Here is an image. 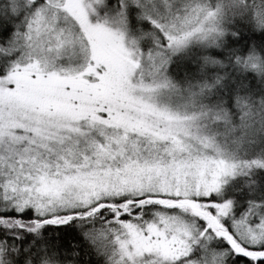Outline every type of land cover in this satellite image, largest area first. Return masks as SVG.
<instances>
[{"label":"snow or ice","instance_id":"1","mask_svg":"<svg viewBox=\"0 0 264 264\" xmlns=\"http://www.w3.org/2000/svg\"><path fill=\"white\" fill-rule=\"evenodd\" d=\"M0 264H264V0H0Z\"/></svg>","mask_w":264,"mask_h":264}]
</instances>
